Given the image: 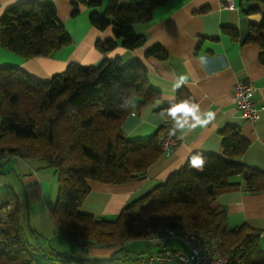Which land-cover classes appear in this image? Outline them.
<instances>
[{
  "label": "trees",
  "instance_id": "obj_1",
  "mask_svg": "<svg viewBox=\"0 0 264 264\" xmlns=\"http://www.w3.org/2000/svg\"><path fill=\"white\" fill-rule=\"evenodd\" d=\"M101 0L87 2L99 5ZM168 0H109L103 14L92 12L91 23L99 29L112 27L116 39L128 49L142 46L145 36L135 31V24L147 23L154 10ZM264 3V0H257ZM73 15L78 13V2ZM231 34L239 35L235 28ZM72 36L59 18L52 2L21 0L7 7L0 16V45L30 59L52 56L69 46ZM245 42L260 49L264 65V15L251 24ZM117 41H98L103 52L115 48ZM147 56L165 57L160 46H153ZM149 70L140 59L123 63L120 57L105 58L98 64L70 62L65 70L48 80L32 76L20 67L0 68V158L17 156L39 159L52 167L59 187L48 211L55 224L75 241L114 248L108 257L82 258L60 248L39 245L38 249L22 233L25 203L18 192L7 187L0 191V264H140L142 257L165 249L129 255V241L146 238L151 226L179 227V232L218 235L221 252L233 264H264L261 247L263 232L247 224L230 226L228 210L215 205L220 193L242 187L251 193L264 191V172L239 161L249 141L238 126H226L219 154H202L203 170L188 161L167 179L130 202L116 219L82 213L80 207L91 192L89 180L125 183L147 178L148 169L161 156V129L147 138H129L124 124L133 112L161 100V92L149 81ZM131 97L127 110L120 104ZM170 104L158 110L166 112ZM170 118V117H168ZM171 119V118H170ZM201 154V153H200ZM31 230H36L29 221ZM36 248V247H35ZM149 251V252H147Z\"/></svg>",
  "mask_w": 264,
  "mask_h": 264
},
{
  "label": "crops",
  "instance_id": "obj_2",
  "mask_svg": "<svg viewBox=\"0 0 264 264\" xmlns=\"http://www.w3.org/2000/svg\"><path fill=\"white\" fill-rule=\"evenodd\" d=\"M19 1L0 0V16L7 7ZM34 1L55 4L60 20L72 36L71 44L60 48L52 56L30 59L0 45V68L16 66L34 77L48 80L55 73L65 70L70 62L91 65L118 56L126 64L140 59L150 72V84L161 92V100L135 114L132 112L126 118L124 127L132 139L150 137L159 129V137H162L165 117L158 109L163 104L192 98L199 103L202 112L210 110L216 113V119L206 127L179 131L180 143L175 152L170 156H161L151 165L146 179L117 184L89 180L91 192L80 207L82 213L113 218L124 206L184 166L192 153L219 154L222 143L220 130L228 125L238 126L242 136L249 141V147L239 161L264 172V108L260 110L257 121L244 118L235 106L233 91L239 78L252 80L259 88L255 96L256 105L259 108L264 106V65L259 59L260 49L253 42H245L251 24L262 20L264 3L235 0L236 8H222L221 0H168L154 10L149 22L135 24V31L145 36V42L138 48L128 49L122 45L121 39H116L111 26L102 30L89 19L92 12L103 14L109 0H101L95 6L87 3L93 0ZM129 1L120 0L122 4ZM75 2H78L79 11L73 15ZM229 27L235 28L239 35L231 34ZM109 39L117 41L116 47L107 53L101 52L97 47L98 41ZM153 46H160L167 56H147V50ZM181 75L186 76L187 80L179 89H174L173 85ZM11 159L22 181V191L18 194L27 197L30 207L41 197L53 201L54 186L31 167L35 164L30 162L29 165L17 156H11ZM8 184L0 173V191L6 189ZM214 204L227 207L230 226L247 224L261 230V247L264 249V191L251 193L242 187L225 190ZM49 223L59 235H63L66 244H69L70 254L108 257L114 249L99 245L87 247L85 241H75L66 235L52 218ZM38 227L43 232V227ZM39 240L46 247V239ZM137 240L129 241L128 245H133ZM145 241V251L151 247L149 251L155 252L163 245L161 240Z\"/></svg>",
  "mask_w": 264,
  "mask_h": 264
},
{
  "label": "built area",
  "instance_id": "obj_3",
  "mask_svg": "<svg viewBox=\"0 0 264 264\" xmlns=\"http://www.w3.org/2000/svg\"><path fill=\"white\" fill-rule=\"evenodd\" d=\"M222 8H236L235 0H221ZM235 106L244 118L255 122L260 118V110L255 96L259 88L252 80L239 78L234 85ZM134 114V113H133ZM161 137L162 155H172L180 143L179 130L171 134L172 121L165 118ZM146 238L178 239L184 245L185 252L159 251L143 256L142 264H233L230 258L221 252V238L218 235L204 236L196 232H179V227L162 224L151 226L145 233Z\"/></svg>",
  "mask_w": 264,
  "mask_h": 264
},
{
  "label": "rangeland",
  "instance_id": "obj_4",
  "mask_svg": "<svg viewBox=\"0 0 264 264\" xmlns=\"http://www.w3.org/2000/svg\"><path fill=\"white\" fill-rule=\"evenodd\" d=\"M137 32V31H136ZM138 33V32H137ZM139 34V33H138ZM164 131V129H163ZM163 156V155H162ZM25 162H27L29 165L30 162H33L35 165L34 167L31 165L33 169L36 171H39V175L45 180H50L54 186L52 196L53 201L51 200H45L44 197H41L39 200L34 201L33 205L30 207V205L27 203V197H23V202L25 203V220L22 222V233L24 236L30 240V242L36 247H33L34 249L39 248V244H41V240L39 239H46V245L51 246V247H56L60 248L61 250L64 251L65 253H69V244H66L67 242L65 241L63 235H59L58 231L56 229H53L50 227V219L51 216L47 210L48 205H50L52 202L56 201L57 194H58V187H59V182L58 178L56 175H54V169L52 167H44L43 164L39 163V159H23ZM15 164L13 162V159H11V156H5L4 158H0V173H2V178L6 180L9 184L6 185L7 187H13L17 192L22 191V181L21 178L17 176V172L15 171ZM23 193V192H22ZM109 220L116 219L117 215L114 216L113 218H109ZM31 223V226L36 227L41 226L43 227V232L40 230H36L35 234L33 230H31L28 226V223ZM39 228V227H38ZM37 229V228H36ZM45 236V237H43ZM163 243V247L165 249L169 250H177V251H182L183 246L182 244L174 239H166V240H161ZM87 244V243H86ZM44 246V245H42ZM91 245L87 244V247H90ZM147 248V242L145 240H137V242H134L133 245L129 246V255L134 256L137 254V252H141L142 250L145 251L144 249ZM79 250V246H78ZM137 256V255H136ZM82 258H85L84 256L81 255ZM95 257H101L105 258L104 256H99V255H94L91 254L87 258H95ZM143 262L141 261L140 264Z\"/></svg>",
  "mask_w": 264,
  "mask_h": 264
},
{
  "label": "clouds",
  "instance_id": "obj_5",
  "mask_svg": "<svg viewBox=\"0 0 264 264\" xmlns=\"http://www.w3.org/2000/svg\"><path fill=\"white\" fill-rule=\"evenodd\" d=\"M187 80L184 75L179 76L175 81L173 88L179 89ZM133 106L132 98L125 97L120 104V108L127 110ZM161 116L171 118L172 129L171 134L175 135L176 131L181 132L192 131L197 127H206L216 119V113L213 111L202 112L199 103L192 98L182 99L178 102L170 104L166 112H161ZM190 166L203 170L205 166V158L202 154L197 153L191 156Z\"/></svg>",
  "mask_w": 264,
  "mask_h": 264
}]
</instances>
